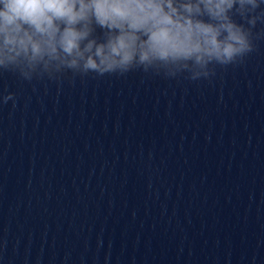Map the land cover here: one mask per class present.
Wrapping results in <instances>:
<instances>
[{"label": "water", "instance_id": "1", "mask_svg": "<svg viewBox=\"0 0 264 264\" xmlns=\"http://www.w3.org/2000/svg\"><path fill=\"white\" fill-rule=\"evenodd\" d=\"M8 93L0 264H264V37L208 80L2 72Z\"/></svg>", "mask_w": 264, "mask_h": 264}, {"label": "clouds", "instance_id": "2", "mask_svg": "<svg viewBox=\"0 0 264 264\" xmlns=\"http://www.w3.org/2000/svg\"><path fill=\"white\" fill-rule=\"evenodd\" d=\"M258 23L264 0H0V73L208 80L256 50Z\"/></svg>", "mask_w": 264, "mask_h": 264}]
</instances>
